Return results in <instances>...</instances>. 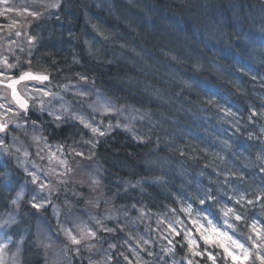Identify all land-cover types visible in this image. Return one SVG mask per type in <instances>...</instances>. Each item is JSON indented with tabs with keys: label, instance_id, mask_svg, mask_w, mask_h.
Masks as SVG:
<instances>
[{
	"label": "clouds",
	"instance_id": "9594fccd",
	"mask_svg": "<svg viewBox=\"0 0 264 264\" xmlns=\"http://www.w3.org/2000/svg\"><path fill=\"white\" fill-rule=\"evenodd\" d=\"M0 264H264V0H0Z\"/></svg>",
	"mask_w": 264,
	"mask_h": 264
}]
</instances>
